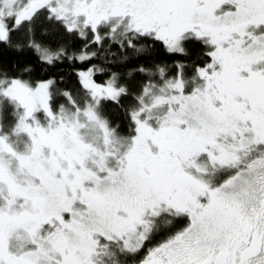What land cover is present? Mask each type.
<instances>
[{"label":"snow or ice","instance_id":"obj_1","mask_svg":"<svg viewBox=\"0 0 264 264\" xmlns=\"http://www.w3.org/2000/svg\"><path fill=\"white\" fill-rule=\"evenodd\" d=\"M0 264H264V0H0Z\"/></svg>","mask_w":264,"mask_h":264}]
</instances>
